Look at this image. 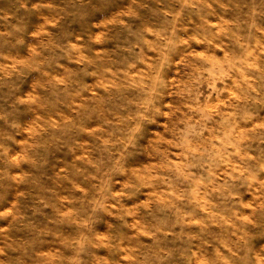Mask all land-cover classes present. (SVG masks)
<instances>
[{"label":"rangeland","instance_id":"374dc122","mask_svg":"<svg viewBox=\"0 0 264 264\" xmlns=\"http://www.w3.org/2000/svg\"><path fill=\"white\" fill-rule=\"evenodd\" d=\"M0 264H264V0H0Z\"/></svg>","mask_w":264,"mask_h":264}]
</instances>
